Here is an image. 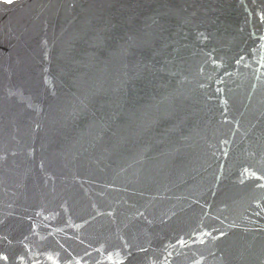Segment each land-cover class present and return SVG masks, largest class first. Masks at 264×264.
<instances>
[{
    "label": "water",
    "instance_id": "water-1",
    "mask_svg": "<svg viewBox=\"0 0 264 264\" xmlns=\"http://www.w3.org/2000/svg\"><path fill=\"white\" fill-rule=\"evenodd\" d=\"M0 264H264V0H0Z\"/></svg>",
    "mask_w": 264,
    "mask_h": 264
}]
</instances>
